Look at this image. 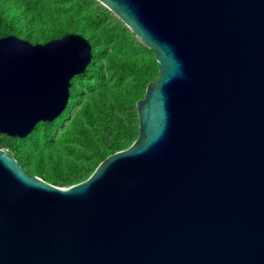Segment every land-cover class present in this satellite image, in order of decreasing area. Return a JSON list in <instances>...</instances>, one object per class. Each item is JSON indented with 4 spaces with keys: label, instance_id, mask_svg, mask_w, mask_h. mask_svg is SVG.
<instances>
[{
    "label": "water",
    "instance_id": "obj_1",
    "mask_svg": "<svg viewBox=\"0 0 264 264\" xmlns=\"http://www.w3.org/2000/svg\"><path fill=\"white\" fill-rule=\"evenodd\" d=\"M154 51L138 135L54 185L0 148V264H264V0H98ZM78 33L0 37V134L66 108Z\"/></svg>",
    "mask_w": 264,
    "mask_h": 264
},
{
    "label": "trees",
    "instance_id": "obj_2",
    "mask_svg": "<svg viewBox=\"0 0 264 264\" xmlns=\"http://www.w3.org/2000/svg\"><path fill=\"white\" fill-rule=\"evenodd\" d=\"M91 1L74 0L67 5L50 0H0V37L12 34L31 43H44L66 33H78L92 45L91 62L71 79L68 104L60 116L39 122L22 139L0 134V147L7 149L26 172L61 187L85 180L100 161L135 140L136 101L158 75L154 51L105 7L99 4L95 11L81 13ZM108 43L114 51H108ZM136 47L141 49L137 55L131 52ZM99 55L105 56L119 82L107 78L98 64ZM86 74L94 80L83 79ZM84 88L90 93L83 98L79 95ZM79 101L78 112L54 136L69 107Z\"/></svg>",
    "mask_w": 264,
    "mask_h": 264
},
{
    "label": "rangeland",
    "instance_id": "obj_3",
    "mask_svg": "<svg viewBox=\"0 0 264 264\" xmlns=\"http://www.w3.org/2000/svg\"><path fill=\"white\" fill-rule=\"evenodd\" d=\"M51 2H57V1H61L63 2L64 4L67 3V5L69 4H72L74 0H50ZM102 5L98 0H93L91 1L90 3H88L82 10H81V13H88L90 11H95L98 7V5ZM72 6V5H71ZM103 7H105L104 5H102ZM106 8V7H105ZM107 9V8H106ZM111 15H113L114 17H116L109 9H107ZM109 17H112V16H109ZM117 19H119L118 17H116ZM120 20V19H119ZM121 21V20H120ZM122 22V21H121ZM136 37V36H135ZM138 40V39H137ZM139 41V40H138ZM140 42V41H139ZM109 45V50L108 51H114V47L111 43H108ZM141 51L140 48L136 47L134 49L131 50V52L133 54H139ZM99 60H98V64L100 63L102 68L106 71L105 72V75L107 76V78L110 80V81H115V82H119V75L117 73H114L112 72V67L108 64V61L107 59L105 58V56H101L99 55L98 56ZM83 79H90L91 81H93L94 77L90 74H86V75H83L82 77ZM74 85H76V87H79V83L74 81ZM90 93V90L87 89V88H84L82 90V93L79 95L80 97H85L87 95H89ZM83 101V100H82ZM80 104H81V101L79 102H75L73 103L70 107H69V112H68V115L66 117H64L61 121V124H59L56 128V131H55V134L54 136H57L59 134V132L66 126V124L68 123V121L70 120V117L72 115H74L75 113L78 112L79 110V107H80ZM1 148V147H0ZM4 149V148H3ZM7 150V149H6ZM67 154L63 152V157H66Z\"/></svg>",
    "mask_w": 264,
    "mask_h": 264
}]
</instances>
